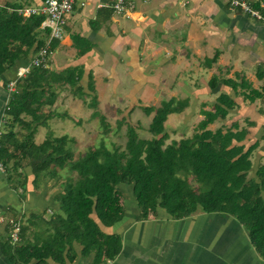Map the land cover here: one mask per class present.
I'll list each match as a JSON object with an SVG mask.
<instances>
[{"label":"crops","instance_id":"crops-1","mask_svg":"<svg viewBox=\"0 0 264 264\" xmlns=\"http://www.w3.org/2000/svg\"><path fill=\"white\" fill-rule=\"evenodd\" d=\"M42 1L0 0V14L21 15L19 8L38 6ZM111 1L75 2L63 35L53 38L55 46L45 66L49 79L47 83L42 80L43 90L37 91L43 101L41 109H34V116L21 114L28 121L36 118L35 141L48 135L75 138L77 130L60 131L59 121L65 118L59 112L62 106L68 108L66 117L86 124L98 117L91 110L95 100L108 122L112 119L118 124L123 119V126L125 120L130 123L127 116L142 102L159 106L172 99L179 106L183 104L178 112L190 111L185 118L197 115L198 123L205 116L203 110H214L218 96L224 93L232 105L223 119L216 118L208 127H217L223 120L247 128L248 144L257 141L248 178L255 176L258 165L264 162V22L232 8L228 0H131L134 7L121 14L113 11ZM252 3L258 4L257 0ZM35 32L38 39L48 40V29L42 23ZM7 47L14 51L15 59L0 72V116L9 97L7 81L18 77V68L28 64L38 50L35 43L28 46L19 38ZM68 70L78 76L76 86L58 80L60 73L65 71V75ZM27 74L17 79L16 88ZM254 89L261 94L254 96ZM149 115L151 121L153 113ZM10 119L8 116V122ZM184 125L185 121L179 127ZM174 126L172 132L177 128ZM14 128L19 129L18 124ZM31 164L24 168L27 177L23 185L8 178L4 166L0 168V264H18L11 256L15 245L9 240L13 246H6L12 228L9 219L19 220L26 227L23 240L32 241L42 234L35 214L63 213L55 199L61 181L42 178L34 184ZM118 188L123 194L122 218L104 225L92 214L103 231L119 235L117 254L108 257L98 256L94 250L84 252L83 244L74 241L61 260L47 257L40 264H264L246 226L233 214L198 206L190 214L176 216L161 206L141 217L132 185L120 183ZM29 217H33L31 222Z\"/></svg>","mask_w":264,"mask_h":264},{"label":"trees","instance_id":"trees-1","mask_svg":"<svg viewBox=\"0 0 264 264\" xmlns=\"http://www.w3.org/2000/svg\"><path fill=\"white\" fill-rule=\"evenodd\" d=\"M43 17L32 14L24 18L16 12L8 17L0 14V72L15 59L14 51L7 47L12 40L19 38L28 46L35 43L36 48L45 45L35 32ZM53 40L48 42L50 50L55 46ZM216 57L217 54L213 56ZM64 73H60L58 80L76 86L78 76H73L74 71L68 70L66 76ZM49 74L45 67L34 66L22 83L21 79L18 81L19 88L6 110L11 119L0 139V162L8 178L23 185L27 177L24 168L32 163L34 184L42 178L61 181L55 199L63 213L45 211L46 217L41 216L43 213L35 214L34 218L41 221L42 234L32 241L23 240L26 227L20 226L22 242L13 247L11 255L18 264L33 260L32 264H40L47 257L61 260L64 250L67 248L68 254L74 241L83 244L84 252L94 250L98 256L108 257L117 254L121 245L119 235L103 231L92 214L104 225L122 218L120 183L132 185L141 217L161 206L176 216L190 214L198 206L209 212L233 214L246 226L251 243L264 257V162L258 165L255 176L248 178L257 141L246 145L247 128H238L235 123L222 120L217 127H208L216 118L227 115L232 103L226 94L218 96L214 110H203L204 118L189 136L167 141V116L183 108V104L179 106L170 99L159 106H147L148 112L153 111L148 124L151 137L139 136L134 126L127 125L124 146L109 147L101 140L78 154L67 145L71 139L67 134L48 135L36 142V118L28 121L21 116L41 109L43 101L37 91L43 90L41 81L47 83ZM210 80L214 82L213 78ZM253 94L259 96L261 90L254 89ZM92 104L95 107L97 102L92 100ZM100 118L106 120L104 114ZM15 123L19 129L14 128ZM23 128L26 133L20 132ZM60 169H65V175ZM29 218L31 222L33 217ZM6 246L13 245L9 242Z\"/></svg>","mask_w":264,"mask_h":264},{"label":"rangeland","instance_id":"rangeland-1","mask_svg":"<svg viewBox=\"0 0 264 264\" xmlns=\"http://www.w3.org/2000/svg\"><path fill=\"white\" fill-rule=\"evenodd\" d=\"M147 104L148 102H142V105L140 106V108H137L135 110V112L137 113L133 112L131 116L130 115L127 116V121L130 120V123L128 122L127 124L125 120L124 122L125 125L123 126L121 125L123 122L122 121L123 119H120L118 124H114V121L112 119H111L112 121L111 123L108 122L109 119L106 116V120L103 122L100 117H101V114H105V113H103V110H102L103 108L97 105L95 107L94 106L91 107V110H92V113H95L99 118L92 117L87 121L86 124H84L82 121L76 120L75 117L74 118L69 117V116L66 117L69 113L67 110L68 108L65 106H62L59 112L61 113V116L62 117L65 116V118L63 119L61 118L62 122L59 119L60 120L59 122L61 123L60 131L61 132H64V131L72 132L73 130H77L76 132H74L75 138L74 139L71 138L70 140H68L67 145L72 147V149L78 154L83 153L87 149H89L91 146H94L100 143L101 140H103L105 144L108 145L109 147L112 146L111 144H120L124 146L125 140L127 138V135H126L127 125L134 126L139 136H142V137L152 136L151 133L148 131V124L150 121V117H149L150 112L147 111V106H146ZM175 104H177V102ZM64 109H66V111H63ZM189 112L183 113V112H178L176 110L168 114L165 124L166 126L169 127L168 130L170 131V133H169V138L167 139V141H169L172 137H180L181 135L189 136L194 132V130L196 129V123L198 119L196 118L197 115H195L191 117V120L190 119L187 120L185 118V115L188 114ZM151 113H153V111H151ZM184 121L186 122V125H184L183 127H179L180 123L181 122L184 123ZM138 123L141 125H138ZM108 124L109 126L108 128H106V125ZM44 126L46 125H43V127ZM173 126L177 127L174 132L171 131V128ZM210 126L213 128L215 127V125L213 124ZM244 142L246 143V145H248L249 140L245 138ZM64 172H65V169H60V173L65 175Z\"/></svg>","mask_w":264,"mask_h":264},{"label":"built area","instance_id":"built-area-1","mask_svg":"<svg viewBox=\"0 0 264 264\" xmlns=\"http://www.w3.org/2000/svg\"><path fill=\"white\" fill-rule=\"evenodd\" d=\"M77 1L85 2V0H43L38 6H24L19 8L18 11L23 16L32 14H42L43 20L41 21L43 27L48 29L49 38L45 45L38 48L36 54L31 58L28 64L20 66L17 71L16 78L7 81L8 100L5 105V111L0 116V139L4 131V125L8 122L9 101L12 94L17 91L16 84L19 77L24 76L34 66L47 65L50 50L48 42L53 38H60L64 33V26L66 24V17L71 12L73 4ZM258 4L253 5L252 0H228L232 8H237L243 12L255 17L264 22V0H257ZM115 13H126L134 7V2L131 0H112L110 2ZM0 168L3 169V164L0 162ZM2 220V218H1ZM12 228L9 231V240L13 245L20 243V226L21 223L17 219H9Z\"/></svg>","mask_w":264,"mask_h":264}]
</instances>
